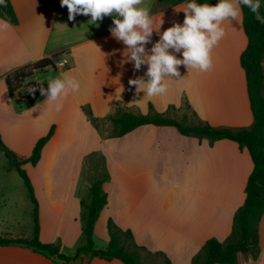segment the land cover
<instances>
[{
	"label": "crops",
	"instance_id": "crops-1",
	"mask_svg": "<svg viewBox=\"0 0 264 264\" xmlns=\"http://www.w3.org/2000/svg\"><path fill=\"white\" fill-rule=\"evenodd\" d=\"M10 1L18 21L10 24L0 18V137L18 157L27 158L38 138L55 124L37 164L23 165L39 203L40 240L59 244L60 253L73 256L85 242L87 209L82 202L90 201L92 181L102 178L107 204L94 224L96 247L108 244L109 219L131 231L141 264H154L148 255H158L157 264H191L208 238L224 241L231 233L235 211L244 202L253 166L245 148L229 139L186 136L170 125L147 124L122 136H109L101 133L97 122L115 109L134 113L151 110L170 116L171 110L186 103L196 122L249 128L253 117L239 63L247 43L242 12L235 20L223 22L225 36L212 50L210 70L180 66L177 79L165 77V94L148 97L128 83L133 78L147 80V66L134 70L125 60L126 46L109 31L111 16H105L97 26L84 15L69 21L60 0ZM145 6L150 9L154 27L161 17L160 31L183 22L180 9L184 2L170 5L164 0H145ZM158 39L154 31L146 49ZM54 53H59L57 69L46 67L34 72L31 79L47 83L50 78L68 74L80 80V91L70 94L59 112L45 101L46 97H33L24 86L10 94L7 73ZM67 60L69 64H65ZM72 138L79 140L74 167L68 178L59 179L54 173L55 154L60 152V145L71 144ZM92 153L98 159L104 154L100 165L90 166ZM8 169L14 168L8 165ZM58 184L64 186L59 197L54 187ZM258 229V255L239 254L238 264H264V214ZM31 235L0 232V236L13 238ZM0 264L124 263L88 251L65 261L14 243L0 246Z\"/></svg>",
	"mask_w": 264,
	"mask_h": 264
},
{
	"label": "trees",
	"instance_id": "trees-1",
	"mask_svg": "<svg viewBox=\"0 0 264 264\" xmlns=\"http://www.w3.org/2000/svg\"><path fill=\"white\" fill-rule=\"evenodd\" d=\"M170 5H177L184 0H164ZM200 3L208 2L215 4L217 0H198ZM242 27L247 39L244 50L240 53L239 63L245 73L247 91L253 122L249 128L216 127L208 122L197 121L187 124L177 120L165 113L149 111L148 113H134L125 109H115L107 117L113 124V131L109 136H122L125 133L142 125H170L176 127L179 132L186 136L208 138L211 141L218 139H229L235 141L240 149L245 148L252 160V170L245 185V199L243 204L235 211L233 226L230 235L220 241L215 237L208 238L198 253L192 258L191 264H238L239 254L250 253L256 257L259 253V221L264 214V23L256 20L255 15L246 7H242ZM261 14L264 10L261 7ZM0 18L10 24L17 23V16L10 0H5L0 5ZM59 53L45 57L33 63L26 64L9 72L5 80L11 95L24 86H41L32 80L34 72L44 71L46 67L56 70L55 58ZM66 66V65H65ZM47 88V83H42ZM33 97L41 96L37 90L31 93ZM19 104V100L15 98ZM152 106H150V109ZM87 112V111H86ZM88 115L90 114L87 112ZM96 119L91 122L95 124ZM55 130L52 124L48 132L39 137L33 146L31 154L27 158L18 157L9 149L0 137V150L7 157L9 165L16 169L27 190V195L33 204L32 209V235L23 237L0 236V246L10 244H23L35 251L46 252L55 255L61 260L70 261L76 258L81 251H88L95 256L106 260L119 259L124 264H141L137 249L139 246L134 242L129 229H121L111 219L107 221L108 244L105 248H98L93 242L94 224L97 221L101 210L107 204V195L102 190L104 179L95 178L89 186L90 201L82 204L87 209L86 222L83 229L85 242L76 249L73 256L59 252V244L42 242L39 238V203L36 198L33 185L28 176L25 163L36 165L40 159L44 145L50 140ZM129 242H126V240ZM167 264H170L167 262Z\"/></svg>",
	"mask_w": 264,
	"mask_h": 264
},
{
	"label": "clouds",
	"instance_id": "clouds-1",
	"mask_svg": "<svg viewBox=\"0 0 264 264\" xmlns=\"http://www.w3.org/2000/svg\"><path fill=\"white\" fill-rule=\"evenodd\" d=\"M4 3L5 0H0V5ZM262 4L264 0H217L214 5L184 0L180 9L184 13L183 22H174L160 31L163 21L160 17L158 26H153L155 21L145 6V0H60V6L67 8L69 21H74L77 15H84L90 17L89 23L97 25L105 16L112 17L109 31L112 37L126 46L125 60L132 63L134 70L147 66L144 73L147 80L133 78L128 83L148 97L165 94L168 90L165 77L177 79L180 66L200 72L210 70L213 66L212 50L225 36L223 22L235 20L242 7H246L257 21L264 23ZM154 31L159 39L146 49ZM80 88V80L63 74L48 79L47 88L41 83L38 89L29 86L27 90L29 93L38 90L41 96L46 97L45 101L59 112L64 100L79 92Z\"/></svg>",
	"mask_w": 264,
	"mask_h": 264
},
{
	"label": "rangeland",
	"instance_id": "rangeland-1",
	"mask_svg": "<svg viewBox=\"0 0 264 264\" xmlns=\"http://www.w3.org/2000/svg\"><path fill=\"white\" fill-rule=\"evenodd\" d=\"M262 8L264 10V4H262ZM59 61L57 59V62ZM66 63L69 64V61L67 60ZM118 108L123 107L120 106ZM169 115L187 124L196 123V118L186 103L182 104L179 108L171 110ZM97 123L102 134L106 135L113 131V124L107 118L100 119ZM70 142L71 144L60 145V152L55 154L56 168L54 169V173L59 179L68 178L74 167L77 156L76 148L79 140L74 138ZM103 157L104 154L101 155L100 159H98L99 157L96 153L89 154L90 162H92L90 166L100 165L103 162ZM8 165L7 157L0 150V232L29 236L33 227V204L28 198L23 179L16 169H8ZM54 187L56 188L55 195L59 197L62 194L61 189L64 186L58 184ZM166 187L169 188L168 185ZM126 242H129V240L127 239ZM148 257L152 263L157 264L158 255H148Z\"/></svg>",
	"mask_w": 264,
	"mask_h": 264
},
{
	"label": "built area",
	"instance_id": "built-area-1",
	"mask_svg": "<svg viewBox=\"0 0 264 264\" xmlns=\"http://www.w3.org/2000/svg\"><path fill=\"white\" fill-rule=\"evenodd\" d=\"M55 64H56V65H60V61L57 62V60H55Z\"/></svg>",
	"mask_w": 264,
	"mask_h": 264
}]
</instances>
